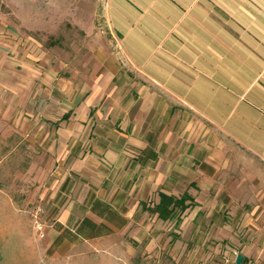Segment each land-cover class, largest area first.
I'll return each instance as SVG.
<instances>
[{"label":"crops","instance_id":"0c3cea01","mask_svg":"<svg viewBox=\"0 0 264 264\" xmlns=\"http://www.w3.org/2000/svg\"><path fill=\"white\" fill-rule=\"evenodd\" d=\"M101 18L115 44L97 49L111 66L101 80L118 84L96 88L74 112L121 133L73 157L57 192L59 228L46 241L52 259L129 264L135 241L146 237L145 253L161 248L177 236L155 212L163 192L190 195L191 220L206 210L222 236L252 224L242 262L264 264V0H105ZM184 107L191 128L193 114L206 119L205 153L183 151L195 143L178 134ZM14 238L0 241V264H39L37 239Z\"/></svg>","mask_w":264,"mask_h":264},{"label":"rangeland","instance_id":"374dc122","mask_svg":"<svg viewBox=\"0 0 264 264\" xmlns=\"http://www.w3.org/2000/svg\"><path fill=\"white\" fill-rule=\"evenodd\" d=\"M104 1L0 0V226L7 230L4 237L0 233V241H13L15 236L24 244L32 236L38 241L39 264L66 262L52 259L54 249H48L46 241L59 228L63 197L57 192L73 157L92 150L89 144L94 140L121 133L99 132L92 128L95 115L74 112L104 84L101 75L111 69L110 64L100 65L97 50L115 45L101 18ZM117 81L104 84L105 89ZM181 114L178 134L195 140L192 147L187 141L183 151L205 153L206 119L193 114L191 128L188 109ZM247 169L241 166L249 174ZM193 212L177 211L170 219L165 230L177 236L162 249L157 246L145 253L146 237L135 241L129 264H236L238 254L251 243L248 236L254 226H231L230 235L222 236L218 225L209 223L206 210L191 220ZM6 253L13 257L16 252L12 248ZM26 253L29 250H18L19 257Z\"/></svg>","mask_w":264,"mask_h":264},{"label":"trees","instance_id":"16d2710c","mask_svg":"<svg viewBox=\"0 0 264 264\" xmlns=\"http://www.w3.org/2000/svg\"><path fill=\"white\" fill-rule=\"evenodd\" d=\"M160 200L155 206V212L159 214L162 219H170L176 215L177 211L184 213L191 205L192 197L188 194H183L177 198L173 195H168L161 192L159 194Z\"/></svg>","mask_w":264,"mask_h":264},{"label":"water","instance_id":"95a60500","mask_svg":"<svg viewBox=\"0 0 264 264\" xmlns=\"http://www.w3.org/2000/svg\"><path fill=\"white\" fill-rule=\"evenodd\" d=\"M244 256L242 254H238L236 259V264H241L243 261Z\"/></svg>","mask_w":264,"mask_h":264}]
</instances>
